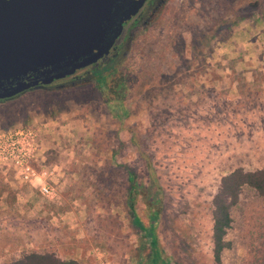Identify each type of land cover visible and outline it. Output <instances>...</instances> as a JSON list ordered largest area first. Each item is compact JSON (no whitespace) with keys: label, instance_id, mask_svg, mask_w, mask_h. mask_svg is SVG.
<instances>
[{"label":"rangeland","instance_id":"rangeland-1","mask_svg":"<svg viewBox=\"0 0 264 264\" xmlns=\"http://www.w3.org/2000/svg\"><path fill=\"white\" fill-rule=\"evenodd\" d=\"M251 1L165 0L154 26L117 59L129 83L121 123L91 83L0 102V133L34 131L35 165L56 174L55 196L44 199L0 168V264L29 251L82 264L146 257V238L125 210V170L109 161L119 142L138 206L160 200L161 257L214 264L209 210L219 178L264 169V0ZM231 218L221 264H264V200L243 188Z\"/></svg>","mask_w":264,"mask_h":264},{"label":"water","instance_id":"water-1","mask_svg":"<svg viewBox=\"0 0 264 264\" xmlns=\"http://www.w3.org/2000/svg\"><path fill=\"white\" fill-rule=\"evenodd\" d=\"M143 0H0V99L104 56Z\"/></svg>","mask_w":264,"mask_h":264},{"label":"trees","instance_id":"trees-1","mask_svg":"<svg viewBox=\"0 0 264 264\" xmlns=\"http://www.w3.org/2000/svg\"><path fill=\"white\" fill-rule=\"evenodd\" d=\"M252 2L251 0H249ZM248 4H250L248 2ZM259 23L264 29V14L258 18ZM140 35V34H139ZM138 36V35H137ZM127 54V53H126ZM125 54V56H127ZM124 56V57H125ZM123 57V58H124ZM133 58H128L130 65ZM120 61L110 59L97 69L92 71L91 84L99 92L101 102L107 113L116 121L121 123L127 116L128 110L124 106L125 97L128 93L129 83L125 75L121 72ZM79 84H74V87ZM69 87V86H68ZM47 89H32L24 93ZM52 90V89H50ZM22 93V94H24ZM20 94V95H22ZM19 95V96H20ZM11 100V99H10ZM4 102V101H3ZM50 110V109H49ZM52 111V110H50ZM114 150L109 151V161L123 168L126 174L125 210L130 218L132 226L146 238L149 253L144 259H139L135 264H171L161 257L160 249L155 234L156 223L161 214L160 200L158 203H147L143 207L138 206L136 195L138 190L134 184L133 171L125 164L119 163L116 156L122 144L119 142ZM151 184L155 189L158 199H160V188L152 170H149ZM243 188L252 189L262 200H264V169L243 172L234 169L219 178L216 192L210 199V246L211 257L214 264H221V254L229 249V242L224 237L231 226L232 209L238 202V196ZM6 264H82L76 260H61L50 252L29 251L22 254L18 259Z\"/></svg>","mask_w":264,"mask_h":264},{"label":"built area","instance_id":"built-area-1","mask_svg":"<svg viewBox=\"0 0 264 264\" xmlns=\"http://www.w3.org/2000/svg\"><path fill=\"white\" fill-rule=\"evenodd\" d=\"M39 161L40 144L34 131L14 129L0 133V168L12 169L18 180L34 187L42 198L52 199L55 170L36 166Z\"/></svg>","mask_w":264,"mask_h":264},{"label":"flooded vegetation","instance_id":"flooded-vegetation-1","mask_svg":"<svg viewBox=\"0 0 264 264\" xmlns=\"http://www.w3.org/2000/svg\"><path fill=\"white\" fill-rule=\"evenodd\" d=\"M164 2L165 0H143L134 15L126 19L121 24V30L114 39L113 44L107 53L95 63L78 69L67 77L54 79L48 84L37 85L12 97L0 99V102L13 99L20 94L32 89H62L68 86H73L74 84L91 83L92 71L94 69H97L110 59L116 60L123 58L127 52L128 45L132 43V40L137 35L148 31L151 25L154 26V23L157 21V19L162 16L161 8L163 7ZM78 72L80 73L78 74Z\"/></svg>","mask_w":264,"mask_h":264},{"label":"crops","instance_id":"crops-1","mask_svg":"<svg viewBox=\"0 0 264 264\" xmlns=\"http://www.w3.org/2000/svg\"><path fill=\"white\" fill-rule=\"evenodd\" d=\"M21 198H22V199L26 198V195H23V194H22Z\"/></svg>","mask_w":264,"mask_h":264}]
</instances>
